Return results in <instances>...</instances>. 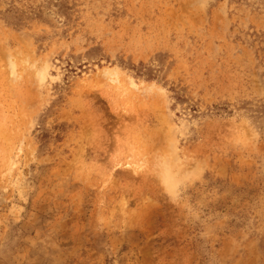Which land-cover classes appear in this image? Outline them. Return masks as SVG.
Masks as SVG:
<instances>
[{"label":"rangeland","instance_id":"rangeland-1","mask_svg":"<svg viewBox=\"0 0 264 264\" xmlns=\"http://www.w3.org/2000/svg\"><path fill=\"white\" fill-rule=\"evenodd\" d=\"M0 264H264V0H0Z\"/></svg>","mask_w":264,"mask_h":264}]
</instances>
